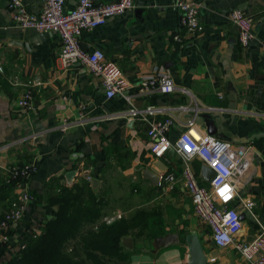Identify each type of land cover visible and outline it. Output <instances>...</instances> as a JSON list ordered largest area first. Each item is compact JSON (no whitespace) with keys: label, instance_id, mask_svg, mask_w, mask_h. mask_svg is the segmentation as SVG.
Segmentation results:
<instances>
[{"label":"crops","instance_id":"1","mask_svg":"<svg viewBox=\"0 0 264 264\" xmlns=\"http://www.w3.org/2000/svg\"><path fill=\"white\" fill-rule=\"evenodd\" d=\"M20 1L31 12L39 8V0ZM70 1L65 0L66 9L76 0ZM93 1L99 5L116 0ZM192 2L197 5L201 29L194 34L182 32V45L171 38L179 31L172 0H132L133 6L121 15L81 33L80 47L103 50L130 83L106 99L99 78L86 66L62 67L55 35L31 30L24 34L12 22V9L2 8L6 3L0 0L1 212L18 192L14 186L3 188L5 168L36 166L26 181L33 201L25 204L23 223L12 227V245L28 232H38L51 217L55 206H48L49 198L82 184L88 187L87 193L104 200V215L118 212L131 219L130 232L119 239L126 253L121 264H186L183 236L189 232L197 235L206 264H249L231 244L217 248L207 225L193 213L180 180L183 161L174 142L190 118L199 133H206L195 118L208 115L223 139L247 147L232 181L256 205L251 212H243L233 239L249 241L259 224L264 227V140L246 142L248 135L264 132V0ZM232 8L251 18L254 38L247 46L236 40L228 17ZM158 75L171 78V92H138L139 80ZM33 79L41 84L31 86ZM28 88L30 106L22 109L16 102ZM145 107L156 110L148 121L172 119L167 133L171 146L158 158L149 150L148 124L129 115L131 108ZM188 164L197 183L208 187L209 180L200 174L202 160L193 156ZM160 173L175 176L170 187L159 179ZM137 232L141 237H135ZM165 233H175L177 242L151 253L152 239ZM125 238H130L129 246L124 245ZM9 255L0 252V264Z\"/></svg>","mask_w":264,"mask_h":264},{"label":"built area","instance_id":"2","mask_svg":"<svg viewBox=\"0 0 264 264\" xmlns=\"http://www.w3.org/2000/svg\"><path fill=\"white\" fill-rule=\"evenodd\" d=\"M39 8L35 12L26 9L20 0H9L12 9V22L18 29H29L38 33H50L58 41L57 56L62 67L79 63L86 66L93 76L99 78L103 95L110 99L130 87L121 68L114 60L106 58L103 50L93 48L83 50L79 45V36L83 31L103 25L108 18L121 15L130 9L132 0H116L95 5L93 0H76L75 4L65 8V0H39ZM172 6L178 14L177 33L171 38L178 45L183 44V33L194 34L201 29L198 8L192 0H172ZM230 22L236 31V40L241 46H247L254 38L251 18L239 8L228 12ZM38 79L31 81V86H38ZM140 93L155 90L167 94L173 90V82L166 75L152 76L139 80L136 84ZM221 97L220 93H217ZM31 89H25L16 104L22 109L29 108ZM156 110L150 107L142 109L131 108L129 115L138 117L148 124L145 134L150 140L149 150L153 157H161L171 146L167 133L172 119L166 117L156 121H148ZM175 150L183 161L180 180L188 194L193 213L209 228L211 241L217 248L231 244L233 250L249 264H264V227L259 224L257 233L247 242L234 240L233 236L241 228L239 214L251 210L256 202L251 197L243 196L236 189L232 178L240 164L244 161L247 147L234 145L228 140L216 135L199 133L194 127L193 118L184 123L183 130L174 142ZM193 156L202 160L213 176L209 186L203 187L197 183L196 174L188 164ZM36 166L33 163L9 165L5 168L4 182L18 189L17 194L9 200L7 208L0 216V252L11 254L21 250L30 237L37 232L31 231L26 238L12 245V227L23 223L25 204L33 201L26 181L34 174ZM159 179L171 186L175 176L172 173H160ZM89 181L90 176L85 175ZM121 217L118 212L101 217V221L109 224Z\"/></svg>","mask_w":264,"mask_h":264},{"label":"trees","instance_id":"3","mask_svg":"<svg viewBox=\"0 0 264 264\" xmlns=\"http://www.w3.org/2000/svg\"><path fill=\"white\" fill-rule=\"evenodd\" d=\"M9 186L4 182L3 188ZM87 190V186L76 184L49 198L48 206H55L51 217L4 264L122 263L126 253L119 239L130 232L131 219L120 217L105 224L101 221L104 200Z\"/></svg>","mask_w":264,"mask_h":264},{"label":"water","instance_id":"4","mask_svg":"<svg viewBox=\"0 0 264 264\" xmlns=\"http://www.w3.org/2000/svg\"><path fill=\"white\" fill-rule=\"evenodd\" d=\"M4 1L6 4L1 5L0 3L2 8L9 6V0H4ZM70 3L73 4L74 0H71ZM22 31L25 32L24 34H26V32L29 31V29H23ZM230 107H233V105H231ZM195 122L199 124L203 129H205L207 134L216 135L220 138H223L224 134L217 132L211 116L199 115L195 118ZM260 137L263 138L264 140V132L259 131L257 133H252L247 136L246 142L257 140ZM200 174L202 178L205 180H210L213 176V172L204 165L201 167ZM93 184L94 182H92V185ZM244 217H245V213L242 212L239 214L240 220H243ZM183 240L186 245V264H206L197 235L194 232H189L183 236ZM176 242H177V237L175 233H165L163 235L156 236L152 239L151 242V253H154L157 249L162 248V246H166L168 244H175ZM124 245L125 246L130 245V238L124 239Z\"/></svg>","mask_w":264,"mask_h":264},{"label":"rangeland","instance_id":"5","mask_svg":"<svg viewBox=\"0 0 264 264\" xmlns=\"http://www.w3.org/2000/svg\"><path fill=\"white\" fill-rule=\"evenodd\" d=\"M135 235V237H141L139 234H138V232L136 233V234H134ZM19 251V250H18ZM14 252H17V251H14ZM14 252H12L9 256H8V258H10V256H12L13 255V253ZM7 258V259H8ZM4 264V263H3ZM118 264H121V262H118Z\"/></svg>","mask_w":264,"mask_h":264}]
</instances>
